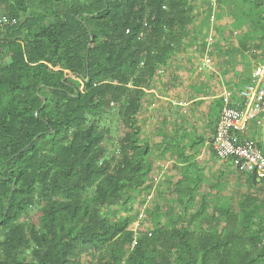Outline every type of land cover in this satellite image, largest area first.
Returning <instances> with one entry per match:
<instances>
[{"label": "trees", "instance_id": "1", "mask_svg": "<svg viewBox=\"0 0 264 264\" xmlns=\"http://www.w3.org/2000/svg\"><path fill=\"white\" fill-rule=\"evenodd\" d=\"M219 2L253 13L264 42V0ZM193 10L187 0H0V24L14 23L0 26V264H264V182L240 175L251 194L220 197L228 174L209 181L165 125L158 157L176 158L168 171L179 174L165 181L172 216L161 221L156 205L154 230L138 236L114 209L127 212L162 174L138 119Z\"/></svg>", "mask_w": 264, "mask_h": 264}, {"label": "rangeland", "instance_id": "2", "mask_svg": "<svg viewBox=\"0 0 264 264\" xmlns=\"http://www.w3.org/2000/svg\"><path fill=\"white\" fill-rule=\"evenodd\" d=\"M187 2L194 9L192 13L193 23L187 30V37L176 48L171 58L170 62L174 63L175 67H168L169 63L167 67L159 71L154 81L155 89L158 90L159 95L145 97L144 108L138 119L139 125L143 129V140L150 142V146L153 147L149 162L159 164L161 170L162 168L164 169L167 163L170 164L169 168H172L176 158L171 159L170 155L166 156V158L158 157L160 154V143H163L164 146H169L167 140H159L161 137L156 134L158 127L165 125L168 133L174 135L175 131L183 123L182 117L189 116L191 121L193 120L190 115V109L187 111L188 114L186 116L181 115L182 110L185 109L181 108L179 110L178 108L180 107L177 104L186 103L192 99L188 97L192 94H200L207 97L203 98V104L197 102L200 105L197 104L196 106H202V109L209 108L208 110L212 111L213 108L216 110L220 109L221 101L224 98L221 96L224 94H226L230 102L240 100V92L250 83L256 66L264 58V46H261V44L264 45V42L261 41L262 33L252 21V19H255L254 14L249 12L248 9L231 11L229 8L222 6L219 0H187ZM233 3L235 2L233 1ZM237 4L238 7L243 6L241 1ZM4 25L5 27H12L14 23L6 21L5 24H0V26H3L1 28L4 29ZM252 48L257 51L255 54L254 52L250 54ZM207 49H209V55L212 58L214 73L217 74L218 72L220 73L219 75L208 72L206 68H203L202 61L205 58ZM212 93L219 96L221 101L210 99V94ZM235 103L238 104L240 101ZM161 106H165L162 109L164 111L160 110ZM208 113L203 118L202 115H199L200 118L198 120L203 122L202 125L206 124L205 120H207L206 116ZM114 114L112 113V116L107 119L109 127H115L116 125L115 121L117 118ZM254 126L260 130L264 129V123L260 126L257 124ZM194 134L198 140L193 141L198 142V136L202 134L201 125ZM246 136V134L241 135L242 138ZM189 138L190 136L181 141L182 146ZM176 139H179L178 135ZM116 154L117 151H114V155ZM185 156L193 157L204 168L209 181H213L219 171L225 170L229 174L223 178L224 184L222 192H219L220 197L230 198L234 200L235 204H238L243 196L251 194L234 166L231 163L219 162L203 143L196 146L194 150H190V155ZM229 165L231 167L228 171L227 167ZM162 173L157 182L155 180L150 181L154 186L158 185V183L159 185L157 187L153 186L146 198L132 202L128 206L127 212L122 210V207L114 208L119 210V212L117 211V217L120 220L125 219L128 215L131 216V230H137L138 236L154 230L155 222L149 214L156 205L161 207L162 218L160 220L163 222L172 216V207L176 209L174 198L167 191L165 181L177 180L179 174L175 170H169L167 174H164V171ZM203 191V194L210 193L205 184ZM209 199L213 200L214 195L210 194ZM200 201L199 197L197 200L198 205H200ZM233 209L236 212L238 211L236 205H234ZM212 211L213 209L209 208L211 216L213 214ZM34 212L36 213V211ZM114 220L115 218L111 219V221ZM87 261L88 258L82 256V264H87Z\"/></svg>", "mask_w": 264, "mask_h": 264}, {"label": "built area", "instance_id": "3", "mask_svg": "<svg viewBox=\"0 0 264 264\" xmlns=\"http://www.w3.org/2000/svg\"><path fill=\"white\" fill-rule=\"evenodd\" d=\"M203 68L212 70L209 49L203 59ZM253 76L252 84L240 92L239 105L233 106L234 101L230 102L226 94L221 96L224 97V106L210 145L217 159L223 162L232 160L243 178L255 175L259 181L264 182V156L255 142L241 139L250 124L260 126L264 123V58ZM154 180L157 182L158 178Z\"/></svg>", "mask_w": 264, "mask_h": 264}, {"label": "crops", "instance_id": "4", "mask_svg": "<svg viewBox=\"0 0 264 264\" xmlns=\"http://www.w3.org/2000/svg\"><path fill=\"white\" fill-rule=\"evenodd\" d=\"M203 62V61H202ZM175 67V64L174 63H172V62H170V65L168 66V67ZM175 71H176V69H175ZM209 72V71H208ZM210 72H212V73H214V70H213V68H212V70L210 71ZM175 73V72H174ZM215 75H219L220 73H218L217 72V74L216 73H214ZM226 75V74H225ZM156 80V79H155ZM225 86V85H224ZM152 88H151V90L147 93V95H146V97H148L149 95H151L152 97L154 96V95H159L158 94V90L157 89H155V86H154V84H152V86H151ZM150 93V94H149ZM183 93H185V92H183ZM150 96V97H151ZM193 96H194V98H193ZM163 97V96H162ZM183 97V96H182ZM188 97H190V98H192V99H190V100H188L186 103H179V104H181V105H183L182 107H183V109H185V110H182V113H181V115H187L188 114V110L190 109V115L193 117V120L191 121V117H189V116H186V117H182L181 119H182V122L183 123H181V127H179L178 129H177V131H178V136H179V139H178V143H181V141H184L185 140V138H187V137H189L190 136V138L189 139H187V142H185V143H183V148H184V150L186 151L184 154L185 155H190V150H194L192 147L194 146V144L196 143V141H193V140H198L197 139V137H195L194 135V133H195V131H196V129L197 128H199V126L201 125V130H202V134H200L198 137H199V141H200V143L202 144H204L205 145V147L206 148H208V149H210V145H209V143L211 142V140L213 139V136L215 135V130H216V122H217V120H218V118H219V115H217L216 114V112H218V110H216V109H214L213 108V110L212 111H209L208 109H202V106L200 107V106H196L198 103H200V104H203L202 103V100H203V98H206L207 96H202V95H200V94H192V95H190V96H188ZM164 98V97H163ZM210 99H214V100H218V101H220L219 99V96H216V95H213V93L212 94H210ZM165 100H167V99H165ZM167 101H169V100H167ZM237 102L238 101H240V100H236ZM235 101V102H236ZM198 102V103H197ZM233 103V106H237V105H239V104H237V103ZM200 104H198V105H200ZM211 106H212V104H211ZM165 106H161L160 107V110H162L163 108H164ZM212 107H214V106H212ZM179 110H181V107L180 108H178ZM159 110V111H160ZM162 111H164V110H162ZM172 112V111H171ZM207 112H209L208 114H207V120H205V125H202L203 124V122L202 121H200V120H198V118H200V116L202 115V118L205 116V114L207 113ZM200 115V116H199ZM153 116V115H152ZM199 116V117H198ZM186 118V119H185ZM196 118V119H195ZM217 118V119H216ZM196 121V122H195ZM210 121L212 122V123H210ZM185 122V123H184ZM255 123H252V124H250V126H249V128H248V130H247V133L250 131V133H246V135L248 136H246V137H244L245 139H252L253 141H255L256 142V144H257V146H258V148H259V150L261 151V153L263 154V156H264V129H262V130H260V129H257V128H255ZM243 138V139H244ZM159 140H161V138H159ZM198 141V142H199ZM189 146H190V148H189ZM209 151H211V149L209 150ZM211 153H212V155L213 156H215L214 154H213V152L211 151ZM170 154V153H169ZM171 155V154H170ZM178 155V154H177ZM179 156V155H178ZM220 162V161H219ZM223 171V170H222ZM225 174H228V173H226L225 172V170L223 171ZM229 175V174H228Z\"/></svg>", "mask_w": 264, "mask_h": 264}, {"label": "clouds", "instance_id": "5", "mask_svg": "<svg viewBox=\"0 0 264 264\" xmlns=\"http://www.w3.org/2000/svg\"><path fill=\"white\" fill-rule=\"evenodd\" d=\"M253 51L255 52L256 50H255L254 48H252V50L250 51V54H251ZM256 52H257V51H256ZM254 54H255V53H254ZM212 63H213V62H212ZM260 64H262V60H261V62H260L258 65H260ZM258 65H257V66H258ZM257 66H256V68H257ZM256 68H255V69H256ZM161 69H162V68H161ZM161 69H160V70H161ZM160 70H159V71H160ZM208 71H209V70H208ZM254 71H255V70H254ZM158 73H159V72H158ZM253 75H254V72H253V74H252L251 81H250V83H249L248 85H251V84H252V82H253V80H254V76H253ZM248 85H247V86H248ZM247 86H245V87H247ZM243 89H244V88H243ZM243 89H242V90H243ZM162 100H164V99H162ZM177 106L183 108V107H182L183 105H181V104H177ZM247 130H248V129H247ZM215 132H216V130H215ZM246 133H247V131H246L244 134H246ZM242 135H243V134H242ZM241 139H243V138L241 137ZM212 140H213V139H212ZM212 140H211V141H212ZM245 140L253 141L252 139H245ZM253 142H255V141H253ZM255 143H256V142H255ZM210 144H211V142L209 143V145H210ZM256 145H257V144H256ZM257 147H258V146H257ZM210 149H211V145H210ZM210 149H209V150H210ZM258 149H259V148H258ZM211 151L213 152L212 149H211ZM213 154L215 155L214 152H213ZM215 157H216V155H215ZM216 158H217V157H216ZM217 160H218V159H217ZM220 162H223V161H220ZM225 162H226V161H225ZM232 165L234 166L233 162H232ZM168 166H169V163L165 164L164 169L162 168V172L164 171V174H165V171L168 172ZM165 168H166V169H165ZM234 168H235V166H234ZM235 169H236V168H235ZM236 170H237V169H236ZM237 172H238V171H237ZM156 178H160V176L154 177V179H156ZM154 179H153V180H154ZM159 182H160V180H159ZM153 193H154V192H153ZM133 232L136 234L137 230H136V231L134 230Z\"/></svg>", "mask_w": 264, "mask_h": 264}, {"label": "bare ground", "instance_id": "6", "mask_svg": "<svg viewBox=\"0 0 264 264\" xmlns=\"http://www.w3.org/2000/svg\"><path fill=\"white\" fill-rule=\"evenodd\" d=\"M231 207V206H230Z\"/></svg>", "mask_w": 264, "mask_h": 264}]
</instances>
